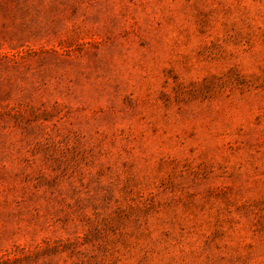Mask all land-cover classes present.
<instances>
[{"label": "rangeland", "instance_id": "1", "mask_svg": "<svg viewBox=\"0 0 264 264\" xmlns=\"http://www.w3.org/2000/svg\"><path fill=\"white\" fill-rule=\"evenodd\" d=\"M0 264H264V0H0Z\"/></svg>", "mask_w": 264, "mask_h": 264}]
</instances>
